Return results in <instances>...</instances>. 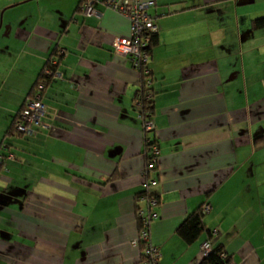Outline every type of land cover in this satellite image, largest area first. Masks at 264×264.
Segmentation results:
<instances>
[{
    "label": "crops",
    "instance_id": "obj_1",
    "mask_svg": "<svg viewBox=\"0 0 264 264\" xmlns=\"http://www.w3.org/2000/svg\"><path fill=\"white\" fill-rule=\"evenodd\" d=\"M81 0H0V264H143L134 245L146 187L142 83L113 41L129 20ZM151 48L160 155L152 225L162 264H198L221 245L238 264H264V0H155ZM64 52L58 54V51ZM38 132L7 134L48 60ZM211 209L199 238L177 229Z\"/></svg>",
    "mask_w": 264,
    "mask_h": 264
},
{
    "label": "built area",
    "instance_id": "obj_2",
    "mask_svg": "<svg viewBox=\"0 0 264 264\" xmlns=\"http://www.w3.org/2000/svg\"><path fill=\"white\" fill-rule=\"evenodd\" d=\"M100 0H85L80 11L86 17L100 20L103 12L96 7ZM103 4L113 11L122 14L129 20V35L116 37L113 41V48L116 52L131 59L133 67L139 72L150 73L148 66L151 58V45L154 35L157 32L155 15L150 9L155 5V0H102ZM58 51V54L63 53ZM50 63L44 67L42 80L33 88L31 93L26 97L23 107L18 112L15 122L14 131L25 136H33L38 132V127L43 122V117L47 114V105L44 102V92L46 89L45 79L55 75L53 69L58 63L57 55L49 59ZM146 64V67L144 65ZM151 100L153 98L152 79L147 77L145 84L141 83L137 94L138 105L141 106L142 98ZM143 122V131L145 132V143L147 146V155L150 158L146 160L145 166L141 170L146 187L145 195L142 199L144 206L137 208V219L139 231L137 237L133 240L134 245H142L143 264H162V252L152 238V225L159 218L158 206L160 198L156 193L150 192V187L157 184V179L152 177L157 161L160 155V148L154 140L147 136V133L155 129V122L150 114H141ZM15 154L10 145L3 141L0 144V167L6 159H14ZM211 209L209 204L204 205V212ZM216 231H212L215 234ZM203 256L207 255L212 249L209 240H205L202 245ZM221 256L227 260V264H238L226 251H222Z\"/></svg>",
    "mask_w": 264,
    "mask_h": 264
},
{
    "label": "trees",
    "instance_id": "obj_3",
    "mask_svg": "<svg viewBox=\"0 0 264 264\" xmlns=\"http://www.w3.org/2000/svg\"><path fill=\"white\" fill-rule=\"evenodd\" d=\"M84 1L85 0H81L79 7H78L79 10H80L81 4ZM253 26L255 28H264V16L255 18L253 20ZM155 37H156V34L153 37L152 44L155 40ZM151 48H152V45H151ZM55 54H56V52L53 54V56H55ZM53 56H51V57H53ZM49 63H50V61L48 60L46 66L49 65ZM144 67H146V64L144 65ZM53 69L56 70V66H54ZM42 72L39 75V77H38L36 83L34 84L33 88H35V86L43 79L42 78ZM140 75H141V79H142V84H145V80L147 77H150L152 79V72L147 73V74L144 72H141ZM50 81H51V77L45 79L46 87L48 86ZM141 107H142L143 114H150V115L154 114L155 107H154L153 98L151 100H148V99L143 97ZM15 119H16V117H15ZM15 119H14L13 124H12V126L9 129L7 134H12V132H14V128H13L14 126L13 125H14ZM146 157H147L146 158V160H147L150 158V155L148 154ZM205 215H206V213L204 212V204H203L198 209H196L194 212L190 213L187 216V218L178 227L177 232L185 240V242H187V243L194 242L195 240H197V238H199L200 234L204 230H207L206 225L204 223ZM207 232H208L209 236L212 235V230H207ZM222 251H224V249L221 245H217V246L213 247V249L207 255L203 256V258L199 261L198 264H227V260L223 259L221 256Z\"/></svg>",
    "mask_w": 264,
    "mask_h": 264
}]
</instances>
